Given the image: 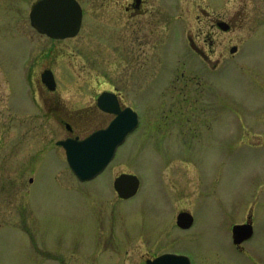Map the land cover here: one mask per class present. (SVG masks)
Listing matches in <instances>:
<instances>
[{
	"label": "rangeland",
	"instance_id": "obj_1",
	"mask_svg": "<svg viewBox=\"0 0 264 264\" xmlns=\"http://www.w3.org/2000/svg\"><path fill=\"white\" fill-rule=\"evenodd\" d=\"M36 1L0 0V264H148L181 251L191 264H264V0H149L156 31L131 23L127 0H79L81 33L67 40L33 28ZM46 67L67 109L114 88L140 114L91 181L56 144L63 107L31 101ZM122 173L141 180L126 200ZM183 210L188 229L176 225ZM248 219L240 249L232 228Z\"/></svg>",
	"mask_w": 264,
	"mask_h": 264
},
{
	"label": "water",
	"instance_id": "obj_2",
	"mask_svg": "<svg viewBox=\"0 0 264 264\" xmlns=\"http://www.w3.org/2000/svg\"><path fill=\"white\" fill-rule=\"evenodd\" d=\"M83 9L78 0H38L30 12L31 23L40 32L54 38L74 36L82 24ZM224 30L229 29L227 22H222ZM191 46L205 58L207 55L199 48L193 38H190ZM233 46L231 51H236ZM52 71H46L43 76L51 77ZM53 78V77H52ZM51 78V79H52ZM111 92H103L99 97V105L104 106ZM114 110V109H113ZM119 115L105 128L98 130L86 139L78 140L68 138L59 141L66 150L67 160L81 181L90 180L100 174L113 159L117 147L125 140L127 134L134 130L139 123L138 113L131 107L119 112ZM140 179L133 173H122L115 178L114 187L122 198H130L138 191ZM193 223V216L186 211L178 215V224L189 227ZM253 234L252 223L236 224L233 227V239L236 244H241ZM149 264H190L185 255L167 253L154 260H148Z\"/></svg>",
	"mask_w": 264,
	"mask_h": 264
},
{
	"label": "flooded vegetation",
	"instance_id": "obj_3",
	"mask_svg": "<svg viewBox=\"0 0 264 264\" xmlns=\"http://www.w3.org/2000/svg\"><path fill=\"white\" fill-rule=\"evenodd\" d=\"M148 3L149 0H127V5L125 7V11L127 12V15L129 17V19H131V21H133L134 19L139 18V20L137 19L136 22H131L133 25L136 24L139 26V30L141 28H152L153 31H156L157 29V24H158V18L157 19H153L152 17H149L150 15H152L151 9H149L148 7ZM84 19H85V15H84ZM83 19V21H84ZM224 19H212L211 21H213L217 26L221 27V23ZM132 25V27H133ZM83 26V24H82ZM82 29V27H81ZM81 29L78 32V34L76 36H79V34L81 33ZM134 31H136V29L133 28ZM38 32V31H37ZM41 36H47L48 38H50L48 35L46 34H42L40 32H38ZM194 38L192 35H188V39L190 38ZM74 37H69V38H65V39H53L50 38L52 40H67V39H71ZM38 53L35 54V57ZM210 56L208 55L207 58V62L210 61ZM47 69H51L50 67H46L43 69V71L40 73V83L42 85V87H36L35 93H33V97H32V102L33 104L35 102H37L42 108L46 107V108H53L55 111H59V109L61 107H63V109L61 111H63L64 116L69 117L68 119H63V118H59L57 121H59L58 123L64 125V128L68 134L64 135L63 138H60L56 141L57 146L62 147L61 145H58V142L60 140L66 139V138H76L78 140H83L85 138H87L89 135H91L93 132L100 130V129H104L107 128L110 123L115 120V118L118 116V112L115 111L116 108H118L119 112L121 110H123L125 107H127L126 102L123 100L122 95L120 93V91H118L117 89H102L101 91H99L96 96L95 99L92 101L91 104L89 105H85L82 106L80 108H77L75 110H69L67 109V103L65 102L62 94H61V89L58 86V82H57V78L55 76L54 73V79L51 81V84L53 87L48 86L47 82H50V80H46L43 77V72ZM105 91H109V92H113L114 94L110 95L108 100L104 101V106L107 107V109L101 108V106L99 105V96L105 92ZM34 107V105L32 106V108ZM114 109V111H112ZM67 112H70L67 115ZM62 116V117H64ZM96 124V127L92 130H90L94 125ZM79 126V127H78ZM129 135L127 136V139L118 147L117 153L119 151V149L128 141L129 139ZM63 148V147H62ZM65 151V150H64ZM117 153L114 157V159L117 157ZM113 159V160H114ZM112 160V161H113ZM111 161V163H112ZM111 163L109 164V166L111 165ZM118 194V193H117ZM118 197H120L118 195ZM120 199H124L125 198H121ZM177 225V224H176ZM178 226V225H177ZM179 227V226H178ZM180 228V227H179ZM240 249H243V246L239 247Z\"/></svg>",
	"mask_w": 264,
	"mask_h": 264
}]
</instances>
